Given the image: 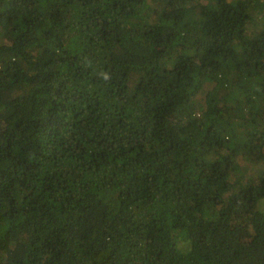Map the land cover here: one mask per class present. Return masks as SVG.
<instances>
[{
  "label": "trees",
  "instance_id": "16d2710c",
  "mask_svg": "<svg viewBox=\"0 0 264 264\" xmlns=\"http://www.w3.org/2000/svg\"><path fill=\"white\" fill-rule=\"evenodd\" d=\"M0 264H264V0H0Z\"/></svg>",
  "mask_w": 264,
  "mask_h": 264
}]
</instances>
